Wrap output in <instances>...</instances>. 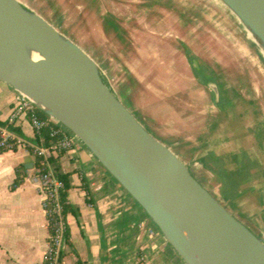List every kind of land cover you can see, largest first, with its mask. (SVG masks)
I'll return each mask as SVG.
<instances>
[{
  "label": "rangeland",
  "instance_id": "obj_1",
  "mask_svg": "<svg viewBox=\"0 0 264 264\" xmlns=\"http://www.w3.org/2000/svg\"><path fill=\"white\" fill-rule=\"evenodd\" d=\"M20 1L89 53L118 97L186 160L222 204L264 238V57L221 0ZM178 59L184 62L182 74L195 63L223 86L231 98L227 113L215 104L208 86L199 97L174 91ZM198 105L208 108L210 120L217 118L219 128L224 124L227 129L232 124L240 128L235 147L252 160L249 182L239 186L241 177L236 174V180L218 176L198 159L206 146L175 131L185 128L178 120ZM228 166L235 169L237 164L229 161ZM136 261L147 264L142 256Z\"/></svg>",
  "mask_w": 264,
  "mask_h": 264
},
{
  "label": "water",
  "instance_id": "obj_2",
  "mask_svg": "<svg viewBox=\"0 0 264 264\" xmlns=\"http://www.w3.org/2000/svg\"><path fill=\"white\" fill-rule=\"evenodd\" d=\"M221 1L264 57V0ZM0 81L72 131L186 264H264V238L118 97L89 53L20 0H0ZM206 86L218 102L212 76Z\"/></svg>",
  "mask_w": 264,
  "mask_h": 264
},
{
  "label": "crops",
  "instance_id": "obj_3",
  "mask_svg": "<svg viewBox=\"0 0 264 264\" xmlns=\"http://www.w3.org/2000/svg\"><path fill=\"white\" fill-rule=\"evenodd\" d=\"M182 65V59L174 62V91H191L194 97L206 93V84L195 75L193 67L182 74ZM220 93L226 103L215 104L227 113L231 98L222 85ZM18 97L14 88L0 81V120L9 119ZM197 107L191 115L178 120L185 128L175 131L206 146L198 159L218 176L233 180L235 174L240 180L245 177L239 186L249 182L252 160L246 151L235 147L241 138L240 128L235 124L229 129L225 124L224 129L219 128L217 118L210 120L208 108ZM15 126L28 141L37 142L29 116H21ZM39 139L44 142L42 134ZM56 158L59 171L69 180L65 199L68 240L59 264H134L140 256L147 264H186L143 208L80 140L76 139ZM229 161L237 164L235 169L228 166ZM36 163L37 157L24 147L0 152V264H42L44 260L49 222L40 181L34 178Z\"/></svg>",
  "mask_w": 264,
  "mask_h": 264
},
{
  "label": "built area",
  "instance_id": "obj_4",
  "mask_svg": "<svg viewBox=\"0 0 264 264\" xmlns=\"http://www.w3.org/2000/svg\"><path fill=\"white\" fill-rule=\"evenodd\" d=\"M23 115L29 116L32 126L39 134H41V130L44 127L49 126L51 123H55L58 126L57 133L60 136L59 138L52 139L48 143H37L28 141L24 136L17 134L8 126L0 124V149L9 150L24 147L30 149L37 157L34 178L40 181L39 191L49 222V237L42 264H59L68 230L64 202L62 200L65 182L56 174L50 158L52 155L70 149L77 137L70 134L53 118L49 116L47 119L40 118L36 114V106L24 95L19 94L8 121L15 123ZM136 264H139V261H136Z\"/></svg>",
  "mask_w": 264,
  "mask_h": 264
},
{
  "label": "trees",
  "instance_id": "obj_5",
  "mask_svg": "<svg viewBox=\"0 0 264 264\" xmlns=\"http://www.w3.org/2000/svg\"><path fill=\"white\" fill-rule=\"evenodd\" d=\"M193 69H194V73H195V75L198 76V77H200L201 80H202V82L206 84V81L208 80V78L210 77V75H209V74H206V73L204 72V70L202 71V69H201V70H197V69H195V68H193ZM213 78H214V77H213ZM214 80H216V79L214 78ZM216 82H217V81H216ZM217 84H218V82H217ZM218 87H219V89H220V85H219V84H218ZM220 96H221V95H220ZM219 103H220V104H219L220 106H223V105L226 103V100H225L224 98H220ZM36 114H37L40 118H42V119H47V118H48V115L45 114L44 112H42V111H41L39 108H37V107H36ZM29 116H30V114H29ZM0 124H1V125H5V126H8L10 129H12L13 131H15L17 134H19V135H21V136H24L23 133L21 132L20 128L17 127V126H15V123H10L8 120H4V121L0 120ZM57 131H58V126H57L55 123H51L49 126L44 127V128L41 130V134L44 136V142H45V143H48V142H49L50 140H52V139H57V138H59L60 136H59V134L57 133ZM41 134H39L38 132L36 133V138H35V140H36L37 142H40L39 135H41ZM5 150H6V149H0V152H3V151H5ZM50 160H51V163H52V165H53V167H54V169H55L56 174L58 175V177L61 178L62 180H64V182H65V189H64L63 192H62V200H63V202H64V208H65V212H66V211H67V204H66V202H65V199H66L67 189L69 188V180H68V176H67V174H63V173H61V172L59 171V167H58V165H57V158H56V155H52L51 158H50ZM246 175H247V174H246ZM241 180H243V182H244V181H246V178L243 177ZM67 232H68V230H67ZM67 232H66V241L68 240Z\"/></svg>",
  "mask_w": 264,
  "mask_h": 264
},
{
  "label": "bare ground",
  "instance_id": "obj_6",
  "mask_svg": "<svg viewBox=\"0 0 264 264\" xmlns=\"http://www.w3.org/2000/svg\"><path fill=\"white\" fill-rule=\"evenodd\" d=\"M250 36H251V34H250Z\"/></svg>",
  "mask_w": 264,
  "mask_h": 264
},
{
  "label": "flooded vegetation",
  "instance_id": "obj_7",
  "mask_svg": "<svg viewBox=\"0 0 264 264\" xmlns=\"http://www.w3.org/2000/svg\"><path fill=\"white\" fill-rule=\"evenodd\" d=\"M114 21V20H113ZM117 26V25H116Z\"/></svg>",
  "mask_w": 264,
  "mask_h": 264
}]
</instances>
